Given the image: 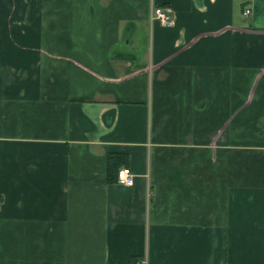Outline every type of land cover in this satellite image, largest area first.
I'll return each instance as SVG.
<instances>
[{
  "label": "crops",
  "instance_id": "0c3cea01",
  "mask_svg": "<svg viewBox=\"0 0 264 264\" xmlns=\"http://www.w3.org/2000/svg\"><path fill=\"white\" fill-rule=\"evenodd\" d=\"M142 258L264 264V0H0V264Z\"/></svg>",
  "mask_w": 264,
  "mask_h": 264
},
{
  "label": "built area",
  "instance_id": "2783aa9c",
  "mask_svg": "<svg viewBox=\"0 0 264 264\" xmlns=\"http://www.w3.org/2000/svg\"><path fill=\"white\" fill-rule=\"evenodd\" d=\"M250 14V10L245 8L242 12L244 17H247ZM150 21L157 22L163 27H169L172 25V20L168 15L167 10L161 8H154L150 14ZM116 183L121 185H131L132 183V173L130 169L126 166H121L116 171ZM136 264H145V259L142 258L136 262Z\"/></svg>",
  "mask_w": 264,
  "mask_h": 264
},
{
  "label": "trees",
  "instance_id": "16d2710c",
  "mask_svg": "<svg viewBox=\"0 0 264 264\" xmlns=\"http://www.w3.org/2000/svg\"><path fill=\"white\" fill-rule=\"evenodd\" d=\"M126 155L122 153H110L106 157L105 171L106 179L110 182L116 181V171L119 167L125 166Z\"/></svg>",
  "mask_w": 264,
  "mask_h": 264
}]
</instances>
